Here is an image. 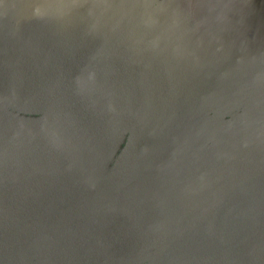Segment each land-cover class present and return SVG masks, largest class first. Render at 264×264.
Listing matches in <instances>:
<instances>
[{"label": "water", "instance_id": "obj_1", "mask_svg": "<svg viewBox=\"0 0 264 264\" xmlns=\"http://www.w3.org/2000/svg\"><path fill=\"white\" fill-rule=\"evenodd\" d=\"M0 264H264V0H0Z\"/></svg>", "mask_w": 264, "mask_h": 264}]
</instances>
